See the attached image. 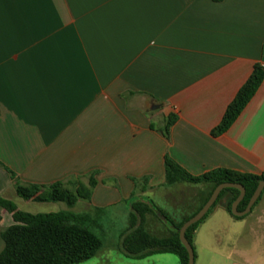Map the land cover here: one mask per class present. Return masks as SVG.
Returning <instances> with one entry per match:
<instances>
[{
	"label": "crops",
	"instance_id": "obj_1",
	"mask_svg": "<svg viewBox=\"0 0 264 264\" xmlns=\"http://www.w3.org/2000/svg\"><path fill=\"white\" fill-rule=\"evenodd\" d=\"M257 63L264 0H0V195L98 172L80 212L119 209L129 226L134 195L184 202L166 157L193 176L263 175L264 83L213 135Z\"/></svg>",
	"mask_w": 264,
	"mask_h": 264
},
{
	"label": "trees",
	"instance_id": "obj_2",
	"mask_svg": "<svg viewBox=\"0 0 264 264\" xmlns=\"http://www.w3.org/2000/svg\"><path fill=\"white\" fill-rule=\"evenodd\" d=\"M263 83L264 65L257 63L249 79L228 106L221 123L214 129V136H221L230 130ZM173 124L174 120L169 119L163 131L167 138ZM165 169L166 186H187L186 198L180 206H176L175 211L179 210V215L173 218L152 200L135 195L132 197L129 226L121 242L125 254L129 257L143 259L153 254L170 253L178 255L183 264H188L189 253L181 242L180 230L188 220L199 213L216 188L224 183L243 185L246 188V196L239 205V211L242 212L248 207L260 182L264 181V174L259 176L228 169H216L201 176H193L170 157H166ZM97 174L98 172L90 174L88 184L80 177L50 185L16 182L17 195L26 201L60 202L69 208L56 213L26 212L20 210L14 201L0 195V207L13 218V225L0 231V240L4 244L0 252V264H81L97 257L103 250L104 243L94 228L103 212L101 209H95L93 212L74 211L80 200L91 201L98 184L95 178ZM137 182L136 180L135 183ZM240 194L238 189H225L204 219L188 229L186 237L193 247L199 226L219 205L234 219L246 217H238L232 213V206ZM161 216H164L165 220ZM151 217L168 225L169 233H153L149 229Z\"/></svg>",
	"mask_w": 264,
	"mask_h": 264
},
{
	"label": "rangeland",
	"instance_id": "obj_3",
	"mask_svg": "<svg viewBox=\"0 0 264 264\" xmlns=\"http://www.w3.org/2000/svg\"><path fill=\"white\" fill-rule=\"evenodd\" d=\"M15 203L26 212L56 213L68 210L65 203H28L16 197ZM156 205L170 217H177L179 210H173L169 203L157 201ZM84 206L74 208L75 212ZM119 209H111L101 214L94 231L103 240L104 248L92 260L81 264H183L176 254H153L143 259H135L125 254L121 242L127 220ZM214 211L199 226L194 241L195 264H264V193L250 214L240 220L229 213L214 217ZM149 229L158 235L168 234L169 226L153 218ZM198 231H200L198 233Z\"/></svg>",
	"mask_w": 264,
	"mask_h": 264
},
{
	"label": "water",
	"instance_id": "obj_4",
	"mask_svg": "<svg viewBox=\"0 0 264 264\" xmlns=\"http://www.w3.org/2000/svg\"><path fill=\"white\" fill-rule=\"evenodd\" d=\"M230 188L238 189L241 192L240 196L238 197V199L235 201V203L232 206V213L235 216L244 217V216H247L248 214L251 213L254 205L257 203V201L259 200V198L263 194V192H264V181L260 182L258 188L256 189L253 197L251 198V200L249 202L248 207L246 208L245 211H242V212L239 211V205L241 204V202L244 200V198L246 196V188L243 185L234 184V183H224V184H221L220 186H218L216 188V190L213 192L211 198L205 204V206L199 211L198 214H196L194 217H192L190 220H188L180 230L181 242L189 253V263L188 264H195V261H196L194 247L192 246V244L188 241V239L186 237V233H187L188 229H190L193 225L202 221L204 219V217L209 213L211 208L215 205V203L217 202L221 193L225 189H230ZM161 218L163 220H165L164 216H161Z\"/></svg>",
	"mask_w": 264,
	"mask_h": 264
}]
</instances>
